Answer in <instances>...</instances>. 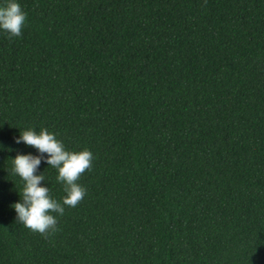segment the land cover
<instances>
[{
  "label": "trees",
  "instance_id": "1",
  "mask_svg": "<svg viewBox=\"0 0 264 264\" xmlns=\"http://www.w3.org/2000/svg\"><path fill=\"white\" fill-rule=\"evenodd\" d=\"M16 2L22 35L0 30V264H264V0ZM30 128L93 154L47 238L12 208V159L39 155L16 143ZM41 173L62 202L57 169Z\"/></svg>",
  "mask_w": 264,
  "mask_h": 264
},
{
  "label": "clouds",
  "instance_id": "2",
  "mask_svg": "<svg viewBox=\"0 0 264 264\" xmlns=\"http://www.w3.org/2000/svg\"><path fill=\"white\" fill-rule=\"evenodd\" d=\"M25 21L26 13L16 0H8L6 5L0 6V30L7 32L9 39L22 35ZM21 142L35 148L39 155L18 153L12 159L14 173L24 181L22 197L12 208L18 222L47 238L59 230L57 217L52 213L63 216L64 206L74 208L86 196V188L78 181L86 170L92 168L93 154L88 149L67 151L55 134L47 129H41L39 133L31 128L24 130L16 139L17 144ZM42 161L58 171L57 181L63 183V191L66 193L62 202L50 196L47 186H41L45 177L42 173H36Z\"/></svg>",
  "mask_w": 264,
  "mask_h": 264
}]
</instances>
